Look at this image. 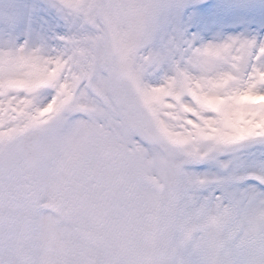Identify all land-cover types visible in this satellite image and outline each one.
<instances>
[{
    "label": "snow or ice",
    "instance_id": "snow-or-ice-1",
    "mask_svg": "<svg viewBox=\"0 0 264 264\" xmlns=\"http://www.w3.org/2000/svg\"><path fill=\"white\" fill-rule=\"evenodd\" d=\"M45 209L84 264H264V0H0V264Z\"/></svg>",
    "mask_w": 264,
    "mask_h": 264
},
{
    "label": "rangeland",
    "instance_id": "rangeland-1",
    "mask_svg": "<svg viewBox=\"0 0 264 264\" xmlns=\"http://www.w3.org/2000/svg\"><path fill=\"white\" fill-rule=\"evenodd\" d=\"M44 215L51 216L56 222L57 231L45 237L38 223L27 221L28 231L25 234V248L28 264H39V257L45 248L49 252L55 253L60 246H63L66 257L60 264H84L82 258L86 255L85 246L79 236L75 234L69 236L70 225L67 223L66 217L55 209H45ZM198 236H200V233L196 237ZM109 249V241L98 242L93 248L91 258L87 261V264H106L105 256Z\"/></svg>",
    "mask_w": 264,
    "mask_h": 264
}]
</instances>
